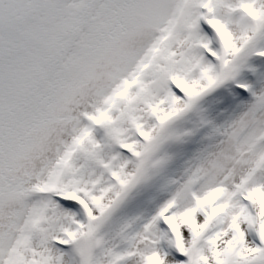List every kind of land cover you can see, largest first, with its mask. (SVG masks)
<instances>
[{
    "label": "snow or ice",
    "instance_id": "1",
    "mask_svg": "<svg viewBox=\"0 0 264 264\" xmlns=\"http://www.w3.org/2000/svg\"><path fill=\"white\" fill-rule=\"evenodd\" d=\"M0 264H264V0H0Z\"/></svg>",
    "mask_w": 264,
    "mask_h": 264
}]
</instances>
